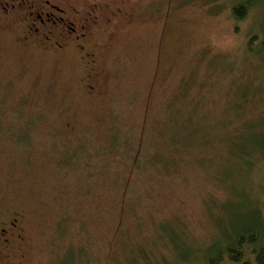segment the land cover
Segmentation results:
<instances>
[{"label":"rangeland","instance_id":"obj_1","mask_svg":"<svg viewBox=\"0 0 264 264\" xmlns=\"http://www.w3.org/2000/svg\"><path fill=\"white\" fill-rule=\"evenodd\" d=\"M57 1L0 11V264H210L264 221V0Z\"/></svg>","mask_w":264,"mask_h":264},{"label":"trees","instance_id":"obj_2","mask_svg":"<svg viewBox=\"0 0 264 264\" xmlns=\"http://www.w3.org/2000/svg\"><path fill=\"white\" fill-rule=\"evenodd\" d=\"M256 1L259 0H242L235 3L231 8L232 16L236 20L242 19L249 5ZM259 38V51L263 55L262 57H264V15ZM257 147H260V150H264V143H261ZM256 221L258 226L255 228L246 227L238 231L225 247L212 245L209 253H214L216 256L215 258L207 256V262L210 264H220L226 258L227 264H264V221L261 217H258ZM247 254H251L252 260L247 257Z\"/></svg>","mask_w":264,"mask_h":264},{"label":"flooded vegetation","instance_id":"obj_3","mask_svg":"<svg viewBox=\"0 0 264 264\" xmlns=\"http://www.w3.org/2000/svg\"><path fill=\"white\" fill-rule=\"evenodd\" d=\"M58 2L57 0H0V11L7 17L12 16L14 22H17L18 26H21L25 30L31 29L38 32L41 29L45 30L58 27L61 23L67 25L70 31H75L76 28L73 26L75 24L73 21L66 19L65 22V18L61 14L56 13V11L64 13V10L58 5ZM69 6L75 11L74 14L79 21L80 18L83 20L81 13L72 5L69 4ZM81 26L84 27L83 24ZM38 44L43 45L41 42ZM58 45L61 46V44ZM79 47L83 49V46ZM15 221L16 219L14 218L13 221L9 222L7 227H0V248H3L4 245L6 246L9 243L8 238L2 236L8 232V228L10 229V227L16 226Z\"/></svg>","mask_w":264,"mask_h":264}]
</instances>
